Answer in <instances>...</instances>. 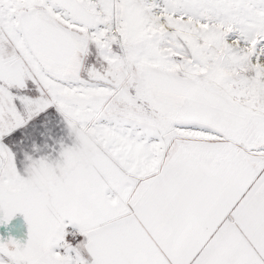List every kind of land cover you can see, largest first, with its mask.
<instances>
[{"label":"snow or ice","instance_id":"snow-or-ice-1","mask_svg":"<svg viewBox=\"0 0 264 264\" xmlns=\"http://www.w3.org/2000/svg\"><path fill=\"white\" fill-rule=\"evenodd\" d=\"M0 264H264V0H0Z\"/></svg>","mask_w":264,"mask_h":264},{"label":"rangeland","instance_id":"rangeland-1","mask_svg":"<svg viewBox=\"0 0 264 264\" xmlns=\"http://www.w3.org/2000/svg\"><path fill=\"white\" fill-rule=\"evenodd\" d=\"M0 238H14L24 243L28 239V224L24 216L18 213L10 222L0 224Z\"/></svg>","mask_w":264,"mask_h":264}]
</instances>
